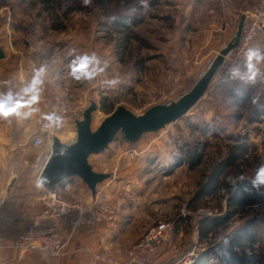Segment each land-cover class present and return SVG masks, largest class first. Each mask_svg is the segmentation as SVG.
<instances>
[{
  "label": "rangeland",
  "instance_id": "obj_1",
  "mask_svg": "<svg viewBox=\"0 0 264 264\" xmlns=\"http://www.w3.org/2000/svg\"><path fill=\"white\" fill-rule=\"evenodd\" d=\"M222 2L148 0L145 8L142 0H91L86 7L81 0H51L52 10L42 0H0V9L11 5L16 9L14 19L24 33L21 47L29 29L51 40L48 47L65 43V55L72 57L76 66L89 59L83 76L76 80L81 98L73 105L82 109L81 120L85 110L96 103L91 124L95 131L118 110L132 116L160 115L191 93L234 38V32H228L233 29L225 28L226 20L242 16L234 17ZM131 17L137 23L127 20L120 24L122 18ZM57 20L63 22V29L53 28ZM3 21L0 15V24ZM256 46V63L243 73L240 83H220L215 74L205 95L181 119L145 131L135 141L120 132L107 149L109 155L105 151L90 157L92 161L101 156L98 169L115 174L117 183H111L108 190L114 205L145 203L152 212L146 217L152 220L151 225L161 220L170 224L163 246L173 249L171 256L180 258L195 249L198 257L201 243L216 248L223 241L222 231L201 239L198 222L222 215L226 198L207 196L200 211L192 210L189 203L211 164L225 153V145L242 136L264 157V35L256 39ZM106 97V108L115 103L110 113L102 108ZM76 136L73 125L56 137L67 144ZM128 144L133 147L126 150ZM196 144L207 147L204 162L194 168L177 164L184 156L182 149L191 150ZM131 149L135 153L129 152ZM230 171L235 174V169ZM176 227H181L183 235L174 232ZM213 256L215 264L222 254L217 251Z\"/></svg>",
  "mask_w": 264,
  "mask_h": 264
},
{
  "label": "crops",
  "instance_id": "obj_2",
  "mask_svg": "<svg viewBox=\"0 0 264 264\" xmlns=\"http://www.w3.org/2000/svg\"><path fill=\"white\" fill-rule=\"evenodd\" d=\"M256 1L224 0L222 7L230 8L232 12L229 13L234 17L241 16L252 8ZM16 13L13 5L0 9V15L4 17L0 24V48L3 51V56L0 57V235L9 239L23 232L43 209L40 201L42 187H37V183L52 148H37L31 143L40 127L41 114L45 109L40 87L45 85L47 90L70 98L73 105L81 98L77 77L81 79L84 74H73V70L78 66L72 57H66L65 51L68 48L65 43L54 48L48 47V44H52L51 40L27 29L25 34L28 38H23L24 47H21L20 37L24 33L15 20ZM73 125L76 127V121L70 118L67 127L71 128ZM113 147L119 148L116 145ZM132 147L131 144L124 145L126 150ZM107 149L98 155L105 151V155H109ZM90 157L89 163L95 172L108 174L107 178L97 184V188L105 186L108 192L111 183H117L115 174L106 168L98 169L97 164L101 156H95L92 161ZM185 163L189 165L183 162ZM149 171L144 168L147 175L150 174ZM55 187L73 200L88 201L93 195L88 184L78 176L68 178ZM125 189L122 187V193L126 195ZM128 204L115 205L117 215L113 222L77 230L71 238L70 252L65 257H48L41 250H37L23 254L19 259L17 250L0 245V259L11 261L12 264H90L92 252L109 249L118 261L125 260L129 248L152 224V220L146 219L152 212L145 203L136 202V205L132 206ZM70 231V228H65L63 236L68 237ZM174 232L183 235L181 227H176ZM168 248L162 246L155 253V264L177 262L179 257L171 256L173 249ZM198 251L200 256L195 264H213V255L218 250L214 245L212 247L201 243V249ZM223 258L222 254L215 264H221Z\"/></svg>",
  "mask_w": 264,
  "mask_h": 264
},
{
  "label": "built area",
  "instance_id": "obj_3",
  "mask_svg": "<svg viewBox=\"0 0 264 264\" xmlns=\"http://www.w3.org/2000/svg\"><path fill=\"white\" fill-rule=\"evenodd\" d=\"M243 15L245 19L239 40L223 56L215 72L220 83H240L243 73L256 63L258 54L256 39L264 35V0H258L256 5ZM240 19L232 17L226 20L225 28L233 29L234 31L228 32H234V37ZM40 89L45 109L41 114L40 127L31 143L37 148L45 146L52 148L54 137L67 128L70 118L77 121L83 112L80 107L72 105L70 98L47 90L45 85ZM129 152L135 153V150L131 149ZM40 201L42 211L23 232L11 239L0 235V245L17 250L19 259L23 254L37 250H41L48 257H65L70 252L71 238L77 230L113 222L117 215L116 206L105 186L97 188L88 201L69 199L56 187L42 186ZM65 228L71 230L68 237L62 234ZM170 228L167 221H157L129 248L125 260L118 261L111 250L100 249L92 252L90 264H155L154 255L163 246ZM196 257L195 249L187 250L174 264H194ZM0 264L12 262L0 259Z\"/></svg>",
  "mask_w": 264,
  "mask_h": 264
},
{
  "label": "trees",
  "instance_id": "obj_4",
  "mask_svg": "<svg viewBox=\"0 0 264 264\" xmlns=\"http://www.w3.org/2000/svg\"><path fill=\"white\" fill-rule=\"evenodd\" d=\"M42 2L47 9L55 8L51 0ZM127 20L137 23L131 17L122 18L120 24H125ZM53 28L63 29L64 24L57 20ZM107 100V97L103 98L102 108L110 113L115 103L106 108ZM233 138L234 142L225 145V153L211 164L203 176L189 206L194 211H200L203 198L217 195L225 197L227 205L222 215L199 220V237L209 239L217 231L224 233L223 241L216 247L224 256L221 264H264V190L256 191L251 183L257 169L264 166V157L256 152L255 145L244 141L242 136ZM206 148L204 144H196L191 150L184 152L182 149L184 156L177 164L187 162L191 168L201 165L206 157ZM231 169H235L234 175Z\"/></svg>",
  "mask_w": 264,
  "mask_h": 264
},
{
  "label": "water",
  "instance_id": "obj_5",
  "mask_svg": "<svg viewBox=\"0 0 264 264\" xmlns=\"http://www.w3.org/2000/svg\"><path fill=\"white\" fill-rule=\"evenodd\" d=\"M245 16L239 21L237 32L233 40L223 48L209 70L200 79L191 93L173 109L160 115L132 116L118 110L108 116L101 125L93 131L91 129L92 113L97 109L96 103H92L84 112L83 119L76 121L77 136L68 144L60 141L56 136L53 139L52 151L38 181L45 187H55L64 180L78 176L95 194L97 184L108 177V174L95 172L89 163V157L106 150L121 132L128 140L135 141L143 132L157 130L173 123L185 116L205 95L209 84L223 56L238 42ZM3 51L0 48V57Z\"/></svg>",
  "mask_w": 264,
  "mask_h": 264
},
{
  "label": "clouds",
  "instance_id": "obj_6",
  "mask_svg": "<svg viewBox=\"0 0 264 264\" xmlns=\"http://www.w3.org/2000/svg\"><path fill=\"white\" fill-rule=\"evenodd\" d=\"M81 3L86 7L91 3V0H81ZM142 3L144 5V7L146 8L148 5V0H142ZM89 63V59L88 58H84L83 62L80 64V66L78 68H75L73 70V74L75 75L76 73H83L87 67ZM79 78V77H77ZM252 187L253 189H255L256 191H261L264 190V166H261L259 169H257L256 175L254 177V179L252 180ZM43 186V182H38L37 183V187H42ZM246 191H248L249 189H245ZM228 241H225V244H227Z\"/></svg>",
  "mask_w": 264,
  "mask_h": 264
},
{
  "label": "bare ground",
  "instance_id": "obj_7",
  "mask_svg": "<svg viewBox=\"0 0 264 264\" xmlns=\"http://www.w3.org/2000/svg\"><path fill=\"white\" fill-rule=\"evenodd\" d=\"M61 138H63V137H61ZM60 139V138H59ZM61 140V139H60Z\"/></svg>",
  "mask_w": 264,
  "mask_h": 264
}]
</instances>
